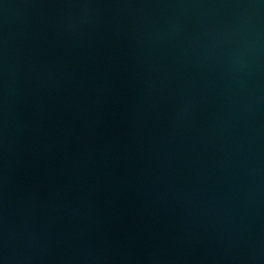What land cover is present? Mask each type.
<instances>
[{
    "label": "water",
    "instance_id": "1",
    "mask_svg": "<svg viewBox=\"0 0 264 264\" xmlns=\"http://www.w3.org/2000/svg\"><path fill=\"white\" fill-rule=\"evenodd\" d=\"M0 264H264V0H0Z\"/></svg>",
    "mask_w": 264,
    "mask_h": 264
}]
</instances>
